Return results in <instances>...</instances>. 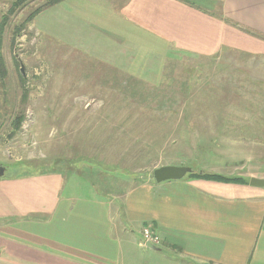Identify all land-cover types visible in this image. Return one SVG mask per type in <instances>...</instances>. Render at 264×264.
<instances>
[{"label": "crops", "instance_id": "1", "mask_svg": "<svg viewBox=\"0 0 264 264\" xmlns=\"http://www.w3.org/2000/svg\"><path fill=\"white\" fill-rule=\"evenodd\" d=\"M38 19L66 44L84 46L110 69L136 77L162 74L183 51L264 58V0H221L217 11L181 0H64ZM241 67L261 69L254 74L264 84V60ZM222 76L207 79L234 85ZM233 94L224 100H249L246 92ZM228 126L231 132L237 127ZM262 131L258 121L254 132ZM238 143L218 160L206 148V159L192 167L247 182L140 181L124 197H104L93 184L81 190L86 185L72 181L70 172L0 177V264H264V187L250 184L253 176L264 178V161L255 162L264 144ZM192 158L193 152L177 165ZM144 227L160 238L158 249L143 242Z\"/></svg>", "mask_w": 264, "mask_h": 264}, {"label": "rangeland", "instance_id": "2", "mask_svg": "<svg viewBox=\"0 0 264 264\" xmlns=\"http://www.w3.org/2000/svg\"><path fill=\"white\" fill-rule=\"evenodd\" d=\"M14 1L0 0V18ZM48 1L28 0L11 16L10 29L36 8L40 7L41 13L49 9L45 6ZM197 2L217 11L221 0ZM54 35L58 34H52L44 20L36 22L34 18L14 42L8 37L4 43L8 80L7 88L0 87V95L17 105L21 94L25 93L27 100L25 111H21L25 120L13 134L0 116V165L6 167L5 176L70 172L72 181L86 185L81 189L84 192L93 184L104 197H124L134 184L155 181L156 168L177 165L192 152L188 166L194 171L197 163L206 159L202 156L206 148L210 154L215 151L211 158L218 160L229 144H264V84L255 76L261 69L241 67L264 58L225 51L211 59L183 51L179 55L182 60L167 62L166 70H160L162 74L142 78L126 70H112L84 46L66 44ZM216 73L234 85L209 83L207 75L210 81ZM21 74L25 82H21ZM248 75L252 77L246 80ZM117 76L119 82L138 89L140 95L144 93L145 99L119 100L124 94L111 85ZM150 80L158 84H150ZM182 80L191 86L185 94L190 96L189 103L164 100L160 90L150 89L170 82L179 90ZM21 83L25 84L22 93ZM239 92H246L249 100H224V96ZM177 93L183 96L181 91ZM134 96L139 97V93ZM258 121L263 129L260 134L254 132ZM230 124L237 126L234 132L229 130ZM239 125L242 132H238ZM260 161L264 155L256 156L255 162Z\"/></svg>", "mask_w": 264, "mask_h": 264}, {"label": "trees", "instance_id": "3", "mask_svg": "<svg viewBox=\"0 0 264 264\" xmlns=\"http://www.w3.org/2000/svg\"><path fill=\"white\" fill-rule=\"evenodd\" d=\"M28 0H15L12 4H11V8L8 9L7 12L3 13L1 15L0 18V87H6V81L8 80V78H5V73H6V58H5V54H4V43L6 42V39L8 37H10V43L14 42L16 37L18 35H20V31L22 29H26L27 27V23L30 20H33L34 18H36V16L41 13V9L40 7L36 8L35 10H33L32 12H30V14L27 16V18L25 20H23L20 24H15L14 28L11 30L10 29V20H11V16L16 12L17 9H19L21 6L24 5V3H26ZM64 0H49L48 3L45 5L46 7H52L56 4H59L60 2H62ZM186 2L187 4L191 5V6H195V7H199V8H204L201 7L198 4V0H181ZM205 11H208L205 8ZM10 29V30H9ZM118 71V70H115ZM189 77V76H188ZM21 82H25V77L23 74H21ZM136 79V78H135ZM108 80V79H107ZM111 85L113 87H118V89H121V91L119 92V94H124L122 96H120L119 100H144L145 98L143 97V95H140L142 92L138 91V89L134 88V87H130L124 83H121L118 81V76L113 80H111ZM133 83V82H132ZM136 82L134 81L133 84H135ZM193 83V82H191ZM128 84V83H127ZM182 88L180 87V89L178 90L177 87H175V83H161L159 86L160 89H156V88H150V89H154V90H160V93L162 96V99L164 100H174V101H180V102H185V103H189L190 102V96H186L185 94H189V92L191 91V86L188 85V81L182 80ZM25 84L21 83V93L23 91V86ZM124 87V88H122ZM7 88V87H6ZM127 90V92H126ZM165 90L173 93L172 96H166ZM162 91V92H161ZM177 91H181V94L183 96H180ZM139 93V97L134 96L136 93ZM24 94H21V101H20V105L14 104L11 101H9L10 97H2L0 95V116H3L2 119H4V123H6L8 125V128L11 130V134H13L16 130H18L24 120V112L22 113L21 111H25L26 108V103L27 100L24 97ZM127 94V96H126ZM128 94H130L131 96L128 97ZM179 95V96H177ZM126 96L125 98H122ZM3 101V102H2ZM189 133H192V131H188ZM179 133V132H178ZM91 161V160H90ZM96 162V161H95ZM191 176H197V177H206L209 179H215V180H223V181H243V182H247L248 180L242 178V177H231V176H225L223 174L220 173H209V172H191Z\"/></svg>", "mask_w": 264, "mask_h": 264}, {"label": "water", "instance_id": "4", "mask_svg": "<svg viewBox=\"0 0 264 264\" xmlns=\"http://www.w3.org/2000/svg\"><path fill=\"white\" fill-rule=\"evenodd\" d=\"M6 167L0 165V177L5 175ZM192 168L189 166H178V165H164L156 168L154 170V178L157 182H163L171 179H181L188 172H191ZM250 184L254 186L264 187V178L251 177ZM146 245L153 249H158V246L152 242H147Z\"/></svg>", "mask_w": 264, "mask_h": 264}, {"label": "built area", "instance_id": "5", "mask_svg": "<svg viewBox=\"0 0 264 264\" xmlns=\"http://www.w3.org/2000/svg\"><path fill=\"white\" fill-rule=\"evenodd\" d=\"M143 242H152L153 244H158L160 241V238L154 234V232L149 227H144L142 232Z\"/></svg>", "mask_w": 264, "mask_h": 264}]
</instances>
